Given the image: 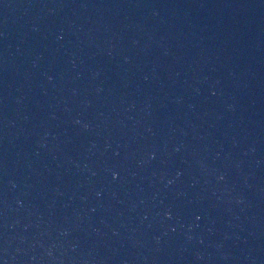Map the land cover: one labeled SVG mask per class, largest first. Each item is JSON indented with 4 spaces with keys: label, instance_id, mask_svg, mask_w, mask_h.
<instances>
[{
    "label": "water",
    "instance_id": "water-1",
    "mask_svg": "<svg viewBox=\"0 0 264 264\" xmlns=\"http://www.w3.org/2000/svg\"><path fill=\"white\" fill-rule=\"evenodd\" d=\"M0 264H264V0H0Z\"/></svg>",
    "mask_w": 264,
    "mask_h": 264
}]
</instances>
